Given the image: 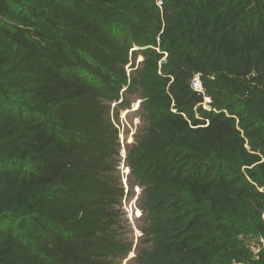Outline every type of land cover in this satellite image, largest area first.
I'll list each match as a JSON object with an SVG mask.
<instances>
[{
  "label": "trees",
  "instance_id": "16d2710c",
  "mask_svg": "<svg viewBox=\"0 0 264 264\" xmlns=\"http://www.w3.org/2000/svg\"><path fill=\"white\" fill-rule=\"evenodd\" d=\"M128 95L135 264H264V0H0V264L128 257Z\"/></svg>",
  "mask_w": 264,
  "mask_h": 264
},
{
  "label": "rangeland",
  "instance_id": "374dc122",
  "mask_svg": "<svg viewBox=\"0 0 264 264\" xmlns=\"http://www.w3.org/2000/svg\"><path fill=\"white\" fill-rule=\"evenodd\" d=\"M142 58H143L142 55L138 57L136 61V67L139 65V62L141 61ZM131 69H132L131 67H128L127 71L131 72ZM195 80L197 81L198 78H195L194 81ZM200 85L198 86L199 89H201ZM138 98L139 97L135 95H128V102L130 103L129 104L130 111L124 110L125 114L123 113V111H119L118 119L121 122L120 124L117 123L118 119L115 118L114 115V121L118 124L120 129V135H122V138L127 139L128 141H131L132 137L130 139L129 136L131 132H129L127 124H131L133 122V118L140 117L138 114L139 110L137 112L133 111V109L138 106V104L134 105ZM207 101L208 99L206 98V101L204 103L205 108H208ZM123 115H125V119H121ZM142 125H143V120L140 117V124L138 125V128H140ZM119 168L121 173L122 184L125 188L126 195H124L122 199V205L118 217L119 219L117 225L118 234L125 242L132 243L133 248L126 259L118 261L116 264H135L134 255H136L137 250L140 247H149L150 245L147 241V236L144 235V232L142 230L143 227L147 226V220L145 219V215L140 207L141 205L140 201L142 197L141 190L137 187V185L131 186L128 179H127V185L125 187L122 175L126 169L122 164Z\"/></svg>",
  "mask_w": 264,
  "mask_h": 264
},
{
  "label": "clouds",
  "instance_id": "9594fccd",
  "mask_svg": "<svg viewBox=\"0 0 264 264\" xmlns=\"http://www.w3.org/2000/svg\"><path fill=\"white\" fill-rule=\"evenodd\" d=\"M143 59V58H142ZM141 59V60H142ZM129 65H131V64H129ZM129 65L127 66V68L129 67ZM128 73H129V71H128ZM196 78H198V85H196L195 84V82H196V80L194 81L193 80V85H194V87L196 88V89H198V90H200L199 88H198V86L201 84L200 83V80H199V77H196ZM201 86V85H200ZM123 93H124V90H122L121 91V98L117 101V102H112L111 103V108H112V111L114 110V108L116 107V105H117V103H121L122 101H123ZM141 102H142V99L141 98H138L137 99V101L135 102V104L134 105H137L138 104V106L136 107V108H134L133 109V111H138V110H140V106H141ZM130 106L128 107V108H121L120 109V111H123V113L125 112V111H130ZM126 109H128V110H126ZM125 110V111H124ZM135 112V113H136ZM125 114V113H124ZM127 114V113H126ZM112 117H113V112H112ZM121 119H125V115H123V117H121ZM137 120V121H136ZM113 122H114V124H115V126L117 127V129H118V136H119V141H120V159H121V164L124 166V168L126 169L125 171H124V173H123V175H122V178H123V181H124V185H125V187H126V185H127V179H128V176H129V174L128 173H130V169H129V167L125 164V160H126V158H127V146L129 145V144H131L132 142H134V140H135V135H136V133H137V131H138V125L140 124V117L138 118V117H135V118H133V122L131 123V124H127V127H128V130H130L129 129V125H131V126H136V130H135V133H134V135H133V137H132V139H131V141H125V149H126V154L125 155H122L121 154V148H122V142H121V135H120V129H119V126H118V124H120L121 122L119 121V119H118V121H117V123L114 121V118H113ZM121 164H120V166H121ZM125 175H126V177H125ZM122 181V180H121ZM138 187V186H137ZM139 188V187H138ZM140 189V188H139ZM141 190V189H140ZM135 256V255H134Z\"/></svg>",
  "mask_w": 264,
  "mask_h": 264
},
{
  "label": "built area",
  "instance_id": "2783aa9c",
  "mask_svg": "<svg viewBox=\"0 0 264 264\" xmlns=\"http://www.w3.org/2000/svg\"><path fill=\"white\" fill-rule=\"evenodd\" d=\"M196 85H198V81L195 82ZM129 132H131L130 134V138L133 137L134 133H135V130H136V126H131L129 125ZM125 141H128L127 139H124L122 138V135H121V142H122V148H121V154L122 155H125L126 154V149H125Z\"/></svg>",
  "mask_w": 264,
  "mask_h": 264
}]
</instances>
